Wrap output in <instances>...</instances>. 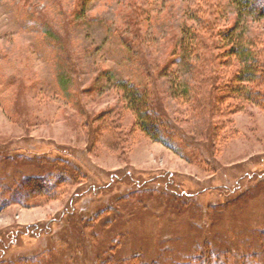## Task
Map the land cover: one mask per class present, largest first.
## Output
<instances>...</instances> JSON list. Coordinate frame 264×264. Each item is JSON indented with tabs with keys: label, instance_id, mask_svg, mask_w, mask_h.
I'll use <instances>...</instances> for the list:
<instances>
[{
	"label": "rangeland",
	"instance_id": "obj_1",
	"mask_svg": "<svg viewBox=\"0 0 264 264\" xmlns=\"http://www.w3.org/2000/svg\"><path fill=\"white\" fill-rule=\"evenodd\" d=\"M198 257L264 264V15L0 0V264Z\"/></svg>",
	"mask_w": 264,
	"mask_h": 264
},
{
	"label": "trees",
	"instance_id": "obj_2",
	"mask_svg": "<svg viewBox=\"0 0 264 264\" xmlns=\"http://www.w3.org/2000/svg\"><path fill=\"white\" fill-rule=\"evenodd\" d=\"M236 1L238 2V8H239L240 14L253 15V16H258V17H261L264 15V0H236ZM141 109H142V106H140V110ZM140 116L141 118H143L142 119L143 121H141L140 123L141 129L144 132H147L148 134H150L152 137H154L152 135L153 130L149 129L148 127V123L150 122L151 115H149V112L144 110L140 114ZM213 135L211 134L210 136V139H212V141H213V138H212ZM195 261H194L195 263L193 262V264H216V262L213 263L212 261H210L209 258L203 259V257H198L195 259ZM221 264H228V263L221 262Z\"/></svg>",
	"mask_w": 264,
	"mask_h": 264
}]
</instances>
